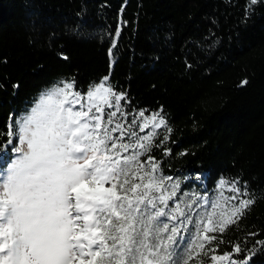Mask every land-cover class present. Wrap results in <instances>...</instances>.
Wrapping results in <instances>:
<instances>
[{
    "label": "trees",
    "instance_id": "obj_1",
    "mask_svg": "<svg viewBox=\"0 0 264 264\" xmlns=\"http://www.w3.org/2000/svg\"><path fill=\"white\" fill-rule=\"evenodd\" d=\"M104 76L127 93L118 122L127 128L135 119L141 137L155 133L147 152L124 155L155 157L156 175L172 177L167 192L178 184L170 207L195 199L193 219L209 201L231 208L235 178L255 197L223 233H209L216 239L189 264H213L210 249L239 261L237 244L255 253L250 264H264V245L256 244L264 241V0H0V149L13 139L10 118L53 83L74 78L86 92ZM155 113L166 124L153 129ZM9 156L7 146L2 163Z\"/></svg>",
    "mask_w": 264,
    "mask_h": 264
},
{
    "label": "snow or ice",
    "instance_id": "obj_2",
    "mask_svg": "<svg viewBox=\"0 0 264 264\" xmlns=\"http://www.w3.org/2000/svg\"><path fill=\"white\" fill-rule=\"evenodd\" d=\"M126 99L109 76L86 92L74 78L61 79L41 92L27 113L10 118L8 148L15 156L0 163V264H189L196 248L203 252L216 239L209 233H223L255 203L235 178L231 190L238 195L227 199L238 204L231 208L209 201L193 219L195 199L184 208L175 202L170 207L178 184L167 192L165 181L172 177L156 175L155 157L141 163L139 151L124 155L130 148L147 152L155 135H137L141 125L135 119L127 128L118 122V113L124 114L120 101ZM101 104L116 110L105 111ZM165 124L160 113L153 114V129ZM113 132L135 142L125 143ZM3 155L6 150L0 149V159ZM225 183L222 179L220 187ZM210 251L213 264H250L255 254L238 244L233 252L245 253L239 261L232 253Z\"/></svg>",
    "mask_w": 264,
    "mask_h": 264
},
{
    "label": "rangeland",
    "instance_id": "obj_3",
    "mask_svg": "<svg viewBox=\"0 0 264 264\" xmlns=\"http://www.w3.org/2000/svg\"><path fill=\"white\" fill-rule=\"evenodd\" d=\"M83 102H87V101H86V98H85V100H84ZM32 106H33V105H32ZM32 106H31V107H32ZM101 106L104 108L105 105H104V104H101ZM76 107L79 108V105H77ZM9 141H10V140H9ZM7 143H8V142H7ZM6 145H7V144H6ZM5 150H7V147L5 148ZM14 156H15V153H13V156H12V157H14ZM5 158H6V155H3L2 159H0V161H1V160H5ZM8 162H10V161H8ZM8 162H7V163H8Z\"/></svg>",
    "mask_w": 264,
    "mask_h": 264
}]
</instances>
